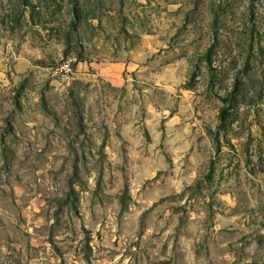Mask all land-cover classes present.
Segmentation results:
<instances>
[{
  "label": "rangeland",
  "instance_id": "374dc122",
  "mask_svg": "<svg viewBox=\"0 0 264 264\" xmlns=\"http://www.w3.org/2000/svg\"><path fill=\"white\" fill-rule=\"evenodd\" d=\"M0 264H264V0H0Z\"/></svg>",
  "mask_w": 264,
  "mask_h": 264
},
{
  "label": "built area",
  "instance_id": "2783aa9c",
  "mask_svg": "<svg viewBox=\"0 0 264 264\" xmlns=\"http://www.w3.org/2000/svg\"><path fill=\"white\" fill-rule=\"evenodd\" d=\"M59 69H62L64 71H68L69 70V63L67 61H63L60 64Z\"/></svg>",
  "mask_w": 264,
  "mask_h": 264
},
{
  "label": "trees",
  "instance_id": "16d2710c",
  "mask_svg": "<svg viewBox=\"0 0 264 264\" xmlns=\"http://www.w3.org/2000/svg\"><path fill=\"white\" fill-rule=\"evenodd\" d=\"M224 115H225V109L224 107L221 108L220 112H219V116H220V119L223 120L224 119Z\"/></svg>",
  "mask_w": 264,
  "mask_h": 264
}]
</instances>
